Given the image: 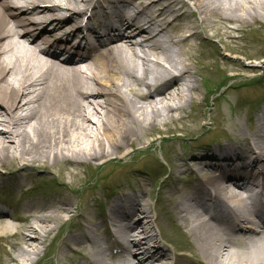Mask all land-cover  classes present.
<instances>
[{
    "label": "bare ground",
    "instance_id": "6f19581e",
    "mask_svg": "<svg viewBox=\"0 0 264 264\" xmlns=\"http://www.w3.org/2000/svg\"><path fill=\"white\" fill-rule=\"evenodd\" d=\"M259 21L264 0H0V190L36 171L61 188L0 203L1 264H31L47 239L56 264H264V103L247 134L213 97L226 141L173 156L161 210L144 183L98 217L66 191L161 126L201 131L190 109H205L214 76L255 70L226 49Z\"/></svg>",
    "mask_w": 264,
    "mask_h": 264
},
{
    "label": "rangeland",
    "instance_id": "374dc122",
    "mask_svg": "<svg viewBox=\"0 0 264 264\" xmlns=\"http://www.w3.org/2000/svg\"><path fill=\"white\" fill-rule=\"evenodd\" d=\"M238 36L239 42L236 43V45L233 44L229 49L227 48L226 53L230 52L229 54L236 55L243 65L253 67L255 70L250 72L241 71L238 77L228 81V86L222 89L223 91L227 89L226 92L223 93L222 91L220 96H207V106H205V109L204 107L199 108L198 111L190 109L191 113H203L204 120L203 129L201 131L192 133L184 130H173L175 126L181 127V123L161 126L160 135L154 137L151 145L148 146L150 149L147 148L149 152L152 153L156 165L155 167L158 168V171L161 170V172H165L167 175L163 176L161 179L154 176L150 171V164L140 161L139 158H141V153H135L132 156L130 155V157H124L119 160L118 163L108 166L102 165L93 170L84 168L81 173V178H84L83 183H71L66 186L68 194L75 198L79 211L82 210L85 205L92 210L93 213H91L93 215L98 217L100 214L107 212L106 204L109 200L125 194H130L133 190H136V187L141 183L145 184L143 187L145 191L150 194V206L153 209L161 210L163 208L160 203L161 195L171 185L170 172L172 170L171 167L166 164V161H171L175 154L188 155L192 153L194 151L193 146L195 145L201 147L219 141H226L225 134L223 135L221 133L223 132V125L222 119L218 114L219 112H214L212 114V119L208 116L209 107H212L214 103L213 97L216 98L214 103L215 108L219 109L223 105L229 118L239 122V125L244 131L247 134L249 133L246 124L251 126L250 122H252L253 114L257 112L264 103V21L249 24L243 31L238 33ZM218 44L222 47L224 45L220 41ZM200 51L201 53L212 54L209 59L211 63L214 61L219 62L213 47L200 46ZM201 53L197 51L196 55L199 56ZM223 75H219V80H215V76L210 79L211 81H209L207 85L209 91L217 90L218 84L225 79V76L228 78L229 73ZM231 85L233 86L230 87ZM210 120L211 124H209ZM168 135L172 136L169 141L164 139ZM159 139L162 140L161 144H159ZM166 148L169 149L167 153L165 152ZM136 173L144 174L146 180L141 181L137 179L135 177ZM59 182L60 179L58 177L49 179L43 172L36 171L29 179L28 188L22 187L18 189L17 194L22 195L17 199L21 200L32 195H40L56 190L59 191L61 190ZM30 190L31 192H29ZM73 191H76V193ZM23 193H26L25 195L27 196L23 195ZM17 199H13L12 202H9L7 199L3 198L0 199V202L6 206H13V204L18 201ZM68 226L69 224L65 228ZM172 236L180 244L186 241L185 237L176 231H172ZM48 241H50V239H47V242ZM50 244L49 246L47 245L43 252L40 250L41 253L31 264H55L53 259L56 258V254L52 241ZM165 245L169 247V244L166 243ZM42 253L47 255V259L44 262H42ZM73 255L74 254L64 255L61 261L64 260L66 262L68 261L67 259H70ZM202 264L210 263L203 262Z\"/></svg>",
    "mask_w": 264,
    "mask_h": 264
}]
</instances>
